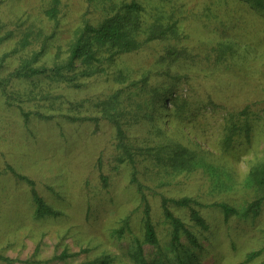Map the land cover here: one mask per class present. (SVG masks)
<instances>
[{
    "label": "rangeland",
    "instance_id": "obj_1",
    "mask_svg": "<svg viewBox=\"0 0 264 264\" xmlns=\"http://www.w3.org/2000/svg\"><path fill=\"white\" fill-rule=\"evenodd\" d=\"M118 1L60 0L58 32L46 41V53L37 63L49 64L58 46L66 49L78 25L85 20L98 21L101 4ZM137 1L146 9V21L156 12L165 19L172 17L180 37L152 41L137 52L120 57L117 66L162 69L154 64L156 55L168 45L184 47L192 66L180 61L172 66L171 74L186 72L189 80L181 76L176 82L161 73L152 76L151 83L171 84L169 94L187 96L193 108L199 105L200 97L206 96L222 106L201 108L200 114L188 116L184 125H177L170 119L165 121L166 113L160 116L161 104L157 101L150 108L149 94L136 97L145 111L143 118H139L140 108L124 115L128 142L136 148V176L144 185L159 250L167 255L163 263L176 264L170 241L172 225L163 214L161 196H187L198 201L194 207L208 227L202 229L194 224L188 208L171 204L173 213L202 245V250L196 248L180 230L183 255L206 253V257L199 258L200 264H261L264 203L258 216L247 218H226L219 204L241 211L259 194L247 175L264 158V14L243 0ZM43 3L0 0V58L5 55L0 75L6 76L29 52L19 50L16 21L40 26L47 34L51 32L54 22L41 12ZM220 42L231 43L235 55L228 52L216 68L212 51ZM31 47L34 44L26 49ZM209 55L211 59L207 58ZM181 63L186 66L182 68ZM33 79L36 83H31L30 78L9 82L12 90L36 91L34 99L22 104L24 110L33 112L28 118L16 106L6 104L0 93V255L10 258L11 264H78L99 261L105 255L110 264H139L132 249L141 245L143 256L150 260L155 248L145 243L144 204L131 183L132 164L117 158L121 151L116 147L115 128L106 119L88 120L82 115L71 121L64 116L67 112L75 116L80 112L70 110L65 101L103 97L117 85L103 75L86 78L79 88L57 83L49 89L57 97L53 104L43 99L48 88L43 76ZM247 103L255 105L249 118V138L238 132L222 152L219 127L227 110L224 106L236 109ZM168 106L172 107L171 103ZM156 126L161 139L168 138L198 152L195 169L166 171L162 163L143 155L146 137ZM32 189L41 197V207ZM256 250L260 253L246 261L247 254ZM0 264L10 263L0 259ZM189 264L197 262L192 260Z\"/></svg>",
    "mask_w": 264,
    "mask_h": 264
},
{
    "label": "trees",
    "instance_id": "obj_2",
    "mask_svg": "<svg viewBox=\"0 0 264 264\" xmlns=\"http://www.w3.org/2000/svg\"><path fill=\"white\" fill-rule=\"evenodd\" d=\"M40 1H44L40 7L41 12L43 11L48 19L54 22L51 32L47 34L40 26L33 27V24L29 23L28 25V22L24 25L23 20L16 21L18 23L16 29L19 32L17 40L19 50L25 49L29 50V52L25 53L26 55L19 60L20 63L13 70L9 71L6 76L0 75V93L6 104L16 106L21 111V114L25 118H28L33 112L24 110L22 104L24 101L34 99L36 91L33 88H30L26 92L10 89L9 82L14 79L30 78L32 80L31 83H36L33 77L42 75L48 83V88L43 93V99L50 100V103H55L57 97L49 89H53V85L57 83L79 88L86 78L103 75L106 77V80H112L117 85L115 90L103 97L65 101L69 105L70 110L76 109L80 112L77 116L68 112L64 116L71 121L78 120L82 115L88 120L98 121L99 119H106L115 128L116 147L121 151L117 158L119 161L128 160L132 164L131 183L136 186L144 204L145 243L155 248L154 256L152 255L148 261L143 256L142 251L144 248L141 245H138L136 249H132V252H134V256L139 264H164L163 262H165L167 255L161 253L159 250V240L150 216L149 203L145 196L144 185L136 176V152L134 151L136 148L128 142L124 127L127 120L124 119V115L134 110V112H137V109L140 108L142 114L139 118H143L145 111H143L144 109L140 107V104L136 100V97L140 95L148 96L150 94V101H152V107L150 108H153L155 106L153 102L157 101L161 104L159 108L160 116L166 113L165 121L168 122V119H170L171 122L177 125H184V122L186 123L188 120L186 119L188 116L194 117L200 114L201 108L211 107L214 109L221 106V103L210 96H206L205 99L200 97V101L197 102L199 105L193 108L187 96L183 97L178 92L169 94L171 92L168 91L172 90L171 84L158 85L151 83L152 76L160 75L161 73L169 78H175L176 82L179 81L181 76L185 77V80H189L186 72L178 73V75L171 74L174 64L180 63V61L187 62L188 64L184 47L168 45L162 53L157 54L154 64L161 65L162 69L150 67L148 69L140 68L135 70L133 68L128 69L119 67V65L117 66V61L120 57L122 58L130 53L137 52L152 41L170 38L178 40L180 37L176 21L172 17L165 19L159 12H156V14L152 15L150 21L144 20L143 16L146 9L137 0H120L109 5L101 4L100 10L102 12L98 21L94 23L87 20L83 21L74 30L73 36L67 43L65 50H61V47L58 46L52 58H49V64L46 61L38 64L37 62L46 53V41L58 32L59 13L62 10L60 8V0ZM243 1L247 2L251 8L264 14V0ZM0 27H2V24H0ZM33 44L35 47L26 49L29 45L32 46ZM212 52L216 55L214 63L212 62V64L218 66L216 68H219L222 57L226 58L228 52L230 55H235L233 46L229 42L218 43ZM4 57L5 55H2L0 58V69L3 68ZM207 58L211 59V55ZM181 64L182 68L186 66L184 63ZM188 65L191 68V63ZM189 87L192 89L191 86ZM167 92L168 94H166ZM50 97L54 99L51 100ZM36 98L39 99L37 96ZM169 103H171L172 107L168 106ZM253 106L255 105L250 103L236 109L228 108L229 106L227 105L224 106L227 110L224 111V121L219 127V145H222V149L220 148L222 152L227 150L233 143L238 132H243L249 138L251 130L249 118L253 112ZM241 121H243V126H240ZM157 130L158 127L156 126L150 132L151 136L146 137L142 148L143 155L146 158L153 159L157 163H162L166 171L174 173L190 171L198 166V152L186 148L179 142L169 141L168 138L161 139ZM19 177L26 178L23 175H19ZM247 179L259 194L247 202L241 211L226 203H220L219 206L222 208L226 218L229 216H239L242 218L256 217L260 214L264 203V158L249 169ZM27 180L30 184H33L32 180L28 178ZM32 193L39 207H41L43 205L41 197L34 189H32ZM171 204L188 208L190 210V219L194 224L200 226L202 229H206L208 227L207 221L200 214L199 210L194 207V205H198V201L187 196L179 198L161 196L163 214L172 225L170 241L171 249L175 252L176 264H189L192 260L200 264L198 262L199 258L206 257V253L201 252L200 256L195 253H191L188 256L186 254L183 255L185 251L180 248V230L186 234L188 241L196 248L202 250V245L198 237L173 213L170 207ZM119 235H121V232ZM259 253V250L249 252L246 256V261L253 259ZM0 259L10 264L12 262L10 258L3 255H0ZM78 264H110V261L105 255L99 261H85ZM261 264H264V261Z\"/></svg>",
    "mask_w": 264,
    "mask_h": 264
}]
</instances>
